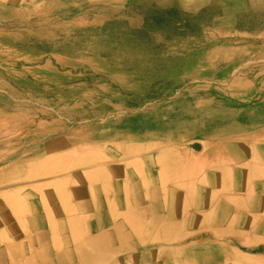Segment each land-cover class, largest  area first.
<instances>
[{
	"label": "crops",
	"instance_id": "obj_1",
	"mask_svg": "<svg viewBox=\"0 0 264 264\" xmlns=\"http://www.w3.org/2000/svg\"><path fill=\"white\" fill-rule=\"evenodd\" d=\"M97 11L175 27L136 50L165 107L81 116L80 82L54 76L79 72L74 31ZM0 148V264H264V0H0Z\"/></svg>",
	"mask_w": 264,
	"mask_h": 264
},
{
	"label": "rangeland",
	"instance_id": "obj_2",
	"mask_svg": "<svg viewBox=\"0 0 264 264\" xmlns=\"http://www.w3.org/2000/svg\"><path fill=\"white\" fill-rule=\"evenodd\" d=\"M91 15L85 17L81 26L76 27L74 31L75 35L80 34L81 36L80 57L75 58V63L72 58L69 63L67 59L65 62V65L70 68L74 65L75 70L79 69V72L74 75L66 73L54 76L55 78L64 76L65 80L69 82L73 80L80 82V89L76 90V96L80 98L78 109L81 116L91 117L93 113L104 116V114L112 112L110 111L111 102H126L127 100V105L122 108L121 114L135 115L141 96L145 98V106H148L147 104L152 102L155 97L156 101L160 100V102L149 106L158 109L165 107L163 100L169 97V94L174 91L173 89H169L168 86L159 89H147L146 87L144 90L137 87L136 50L137 48L142 49L144 46L147 55L148 53L152 54L154 49L159 51L166 49L168 42L163 38L168 40L169 37H174L177 33L175 27L168 24L153 25L151 20L144 26L136 25L135 20L122 21L120 18L111 20L105 16L104 11H97ZM153 33L160 35L162 40L154 41ZM115 40L117 43L112 42ZM121 40L127 41L121 42ZM114 44L117 47L121 45L123 48L127 47L130 56L127 70H130L128 72L130 74L114 72L121 68L120 65L114 63L115 59L107 53L114 48L111 47ZM158 59L146 56V69L152 70L153 61L157 65ZM160 60L161 65H167L168 57H162ZM158 80L167 84L170 81L169 75L145 74V82L149 86Z\"/></svg>",
	"mask_w": 264,
	"mask_h": 264
},
{
	"label": "bare ground",
	"instance_id": "obj_3",
	"mask_svg": "<svg viewBox=\"0 0 264 264\" xmlns=\"http://www.w3.org/2000/svg\"><path fill=\"white\" fill-rule=\"evenodd\" d=\"M158 2V1H157ZM162 2V1H161ZM164 2V1H163ZM184 2V1H183ZM252 2V1H251ZM254 3V2H253ZM260 3V2H259ZM207 4V3H206ZM261 4V3H260ZM257 5V4H256ZM259 5V4H258ZM200 6V5H199ZM205 6V5H204ZM220 7H221V5H220ZM263 7V6H262ZM259 9H260V7H258ZM184 9V8H183ZM262 9V8H261ZM186 11V10H185ZM188 11V10H187ZM189 12V11H188ZM122 14V13H121ZM92 16V15H91ZM95 16V15H94ZM73 18V17H72ZM100 18V17H99ZM100 21V20H99ZM4 22V21H3ZM218 22H220V21H218ZM18 23V22H17ZM23 23V22H22ZM24 24V23H23ZM28 27V26H27ZM29 28H31V27H29ZM39 29V28H38ZM203 29V28H202ZM235 32V31H234ZM213 33V32H212ZM228 33V32H227ZM226 33V34H227ZM236 33V32H235ZM203 34V33H202ZM214 34V33H213ZM205 35V34H204ZM243 35V34H242ZM238 37V36H237ZM257 38V37H256ZM240 39V38H239ZM248 41V40H247ZM220 42V41H219ZM242 44V43H241ZM206 47V46H205ZM204 47V48H205ZM169 48V47H168ZM198 48V47H197ZM174 50V49H173ZM182 50V49H181ZM192 50V49H191ZM167 52V51H166ZM32 56V55H31ZM92 56H95V55H92ZM236 57V56H235ZM242 57H243V55H242ZM54 61V60H53ZM20 62V61H19ZM53 63V62H52ZM249 63V62H248ZM12 64V63H11ZM101 64V63H100ZM201 64H203V63H201ZM26 65V64H25ZM102 65V64H101ZM114 65V64H113ZM204 65V64H203ZM4 66V65H3ZM24 66V65H23ZM7 67V66H6ZM204 68V67H203ZM202 68V69H203ZM229 68V67H228ZM19 69V68H18ZM39 69V68H38ZM44 69V68H43ZM46 70V69H45ZM226 70V69H225ZM228 70V69H227ZM230 70V69H229ZM224 71V70H223ZM222 71V72H223ZM262 71V70H261ZM87 72V71H86ZM221 72V71H220ZM220 72H218V73H220ZM128 74H130V73H128ZM207 74V73H206ZM209 74V73H208ZM216 74V73H215ZM216 76H217V74H216ZM215 76V77H216ZM228 76H230V75H228ZM174 77V76H173ZM232 80H234V79H232ZM159 81V80H158ZM231 81V80H230ZM235 81H236V79H235ZM234 81V82H235ZM35 82V81H34ZM186 82V81H185ZM200 82V81H199ZM209 82V81H208ZM227 82H228V80H227ZM233 82V81H232ZM192 83V82H191ZM210 83V82H209ZM223 84V83H222ZM161 86V85H160ZM185 87V86H184ZM167 88V87H166ZM176 88V87H175ZM6 90V89H5ZM164 91V90H163ZM178 91V90H177ZM216 92V91H215ZM161 94V93H160ZM169 94V93H168ZM262 94H263V92L261 93V96H262ZM170 95V94H169ZM172 95V94H171ZM157 96V95H156ZM160 96H162V95H160ZM11 97V96H10ZM52 97V96H51ZM12 98V97H11ZM141 98H142V96H141ZM155 98V97H154ZM163 98V97H162ZM167 98V97H166ZM221 98V97H220ZM172 99V98H171ZM24 100V99H23ZM80 100V99H79ZM162 100V99H161ZM128 101V100H127ZM126 101V102H127ZM153 101V100H152ZM234 101V100H233ZM252 101H254V100H252ZM88 102V101H87ZM130 102V101H129ZM227 102V101H226ZM101 103V102H100ZM121 103V102H120ZM123 103V102H122ZM62 104V103H61ZM134 104V103H133ZM230 103H228V105H229ZM63 105V104H62ZM140 105V104H139ZM149 105V104H148ZM232 105V104H231ZM231 105H229V106H231ZM234 105V104H233ZM255 105V104H254ZM257 105V104H256ZM134 106V105H133ZM226 106V105H225ZM238 106H240V105H238ZM36 107V106H35ZM53 109V108H52ZM68 109V108H67ZM73 109V108H72ZM75 109V108H74ZM52 111V110H51ZM164 112L163 111H161L160 112V114H163ZM99 114V113H98ZM73 115V114H72ZM53 116V115H52ZM57 116V115H56ZM83 116V115H82ZM79 117V116H78ZM84 117V116H83ZM47 118V117H46ZM50 118V117H49ZM97 119V118H96ZM210 119V118H209ZM78 120V119H77ZM72 122V121H71ZM84 122V121H83ZM88 122V121H87ZM5 123V122H4ZM82 123V122H81ZM162 123V122H161ZM220 123V122H219ZM53 124H54V122H53ZM66 124V123H65ZM77 124H78V122H77ZM95 124V123H94ZM216 124V123H215ZM60 125H61V123H60ZM67 125V124H66ZM70 124H68V126H69ZM91 125V124H90ZM222 125V124H221ZM53 126V125H52ZM212 126V125H211ZM217 127V126H216ZM81 128V127H80ZM211 128H213V127H211ZM68 129V128H67ZM63 131V130H62ZM202 131V130H201ZM260 132V131H259ZM60 133V132H59ZM61 134V133H60ZM49 135H51V133L49 134ZM253 135V134H252ZM257 136H258V133H257ZM42 137V136H41ZM57 137V136H56ZM27 138V137H26ZM92 139V138H91ZM105 139V138H104ZM30 140V139H29ZM104 141V140H103ZM144 141V140H143ZM262 141V140H261ZM141 142V141H140ZM12 143V142H11ZM93 143H94V141H93ZM96 143H97V141H96ZM185 143V142H184ZM134 144V143H133ZM143 144H145V143H143ZM193 144V143H192ZM90 145V144H89ZM100 145H101V143H100ZM123 145V144H122ZM87 146V145H86ZM203 146V145H202ZM2 147H3V145H2ZM125 147V146H124ZM144 147V146H143ZM177 147V146H176ZM123 148V147H122ZM164 148V147H163ZM206 148V147H205ZM1 149V148H0ZM71 149V148H70ZM102 149V148H101ZM165 149V148H164ZM203 149V148H202ZM117 150V149H116ZM204 150V149H203ZM100 151V150H99ZM118 151V150H117ZM85 152H87V151H85ZM103 152V151H102ZM163 152V151H162ZM76 153V152H75ZM105 153V152H104ZM158 153V152H157ZM166 153H168V152H166ZM18 154V153H17ZM21 154V153H20ZM86 154V153H85ZM91 154V153H90ZM136 154H138V153H136ZM92 155V154H91ZM204 155V154H203ZM75 156V155H74ZM80 156V155H79ZM100 157V156H99ZM18 158V157H17ZM32 158V157H31ZM54 158V157H53ZM29 159V158H28ZM83 159V158H82ZM86 159V158H85ZM84 159V160H85ZM137 159V158H136ZM74 160H75V158H74ZM99 160V159H98ZM156 160V159H155ZM26 161H28V160H26ZM97 161V160H96ZM206 161V160H205ZM34 163H35V161H33ZM86 162H88V161H86ZM130 162H132V161H130ZM6 163V162H5ZM38 163V162H37ZM104 163V162H103ZM118 163V162H117ZM168 163V162H167ZM209 163V162H208ZM10 164V163H9ZM8 164V165H9ZM14 164V163H13ZM36 164V163H35ZM84 164V163H83ZM108 164V163H107ZM114 164H116V163H114ZM3 165V164H2ZM78 165V164H77ZM90 165V164H89ZM93 165V164H92ZM130 165V164H129ZM157 165H159V164H157ZM169 165V164H168ZM247 165V164H246ZM85 167V166H84ZM122 167V166H121ZM130 167V166H129ZM143 167H144V165H143ZM176 167V166H175ZM9 168V167H8ZM146 168H148V167H146ZM172 168H174V167H172ZM3 169V168H2ZM64 169V168H63ZM69 169V168H68ZM75 169V168H74ZM126 169V168H125ZM159 169V168H158ZM70 170V169H69ZM101 170V169H100ZM103 170H105V169H103ZM102 170V171H103ZM148 170V169H147ZM1 171V170H0ZM83 171V170H82ZM99 171V170H98ZM134 171V170H133ZM93 172H95V171H93ZM124 172V171H123ZM147 172H149V171H147ZM150 174V173H149ZM58 177V176H57ZM113 177V176H112ZM149 177V176H148ZM54 178V177H53ZM156 178V177H155ZM155 178H153V179H155ZM100 179V178H99ZM120 179V178H119ZM149 179H151L150 177H149ZM170 179V178H169ZM152 180V179H151ZM157 180V179H156ZM41 182V181H40ZM135 182V181H134ZM74 183V182H73ZM129 183V182H128ZM157 183H158V181H157ZM96 184V183H95ZM132 184V183H131ZM131 184H130V186H131ZM138 185H139V183H138ZM137 185V186H138ZM72 186V185H71ZM87 186V185H86ZM91 186H92V184H91ZM21 187V186H20ZM27 187V186H26ZM29 187V186H28ZM43 187V186H42ZM79 187H81V186H79ZM114 187V186H113ZM191 188V187H190ZM257 188V187H256ZM131 189H134L133 187H131ZM193 189H195V188H193ZM67 190V189H66ZM145 190V189H144ZM8 191V190H7ZM10 191V190H9ZM68 191V190H67ZM131 192H132V190H131ZM135 192V191H134ZM148 193V192H147ZM161 193H163V192H161ZM129 194V193H128ZM20 195V194H19ZM124 195V194H123ZM191 195V194H190ZM71 196V195H70ZM189 196V195H188ZM138 197H139V195H138ZM132 198L135 200V198L133 197V195H132ZM104 199V198H103ZM102 199V200H103ZM71 200H72V198H71ZM105 200V199H104ZM134 200H133V202H134ZM135 201H137V200H135ZM47 202H48V200H47ZM79 202V201H78ZM109 202V201H108ZM113 203V202H112ZM193 203V202H192ZM75 204H77V203H75ZM135 204V203H134ZM96 205V204H95ZM136 205H137V203H136ZM31 207V206H30ZM51 207V206H50ZM104 207V206H103ZM6 208H8V207H6ZM118 208V207H117ZM28 209V208H27ZM32 209H33V206H32ZM130 209V208H129ZM126 210V209H125ZM131 210H133V209H131ZM130 210V211H131ZM10 211V210H9ZM13 211V210H12ZM33 211H34V209H33ZM33 211H32V213H33ZM147 211V210H146ZM94 212V211H93ZM96 212V211H95ZM149 212V211H148ZM152 212V211H151ZM64 213V212H63ZM128 214V213H127ZM139 214V213H138ZM151 214H153V213H151ZM18 215V214H17ZM154 215V214H153ZM64 216V215H63ZM116 216V215H115ZM131 216V215H130ZM140 217V216H139ZM149 217V216H148ZM157 217V216H156ZM94 218V217H93ZM92 218V219H93ZM132 218H133V216H132ZM135 218V217H134ZM137 218H138V215H137ZM151 218L152 217H150V220H151ZM158 218V217H157ZM2 219H3V217H2ZM60 219V218H59ZM140 219V218H139ZM137 220V221H140V220ZM145 219H147L146 217H145ZM152 219H154V218H152ZM28 219H26V221H27ZM121 220V219H120ZM136 220V219H135ZM149 220V219H148ZM43 221V220H42ZM66 221V220H65ZM122 221V220H121ZM29 222V221H28ZM38 222H39V220H38ZM44 222V221H43ZM135 222V221H134ZM148 222V221H147ZM146 222V223H147ZM35 223H37V222H35ZM41 223V222H40ZM121 223V222H120ZM145 223V222H144ZM162 223V222H161ZM169 223V222H168ZM31 224V223H30ZM42 224V223H41ZM123 224V223H122ZM125 224V223H124ZM143 224V223H142ZM158 224V223H157ZM9 225V224H8ZM12 225V224H11ZM35 225V224H34ZM126 225V224H125ZM124 225V226H125ZM155 225V224H154ZM27 226V225H26ZM31 226V225H30ZM151 226V225H150ZM156 226V225H155ZM171 226V225H170ZM36 227V226H35ZM41 227V226H40ZM160 227V226H159ZM46 228V227H45ZM154 228V227H153ZM152 228V229H153ZM162 228V227H161ZM125 229V228H124ZM149 229V228H148ZM6 230V229H5ZM150 230V229H149ZM169 230V229H168ZM167 230V231H168ZM9 231V230H8ZM38 232H40V231H38ZM92 233V232H91ZM150 234V233H149ZM161 234V233H160ZM237 234V233H236ZM150 235H152V234H150ZM149 236V235H148ZM61 237V236H60ZM161 237V236H160ZM91 238H92V236H91ZM135 238V237H134ZM146 238V237H145ZM149 238H150V236H149ZM61 239H62V237H61ZM147 240V239H146ZM157 240V239H156ZM155 240V241H156ZM146 242V241H145ZM144 242V243H145ZM157 242V241H156ZM72 243V242H71ZM148 243V242H147ZM159 243V242H158ZM155 246V245H154ZM160 248V247H159ZM155 249H157V248H155ZM63 250V249H62ZM34 251H35V249H34ZM7 254V253H6ZM59 255V254H58ZM62 256V255H61ZM64 256V255H63ZM141 257V256H140ZM174 257V256H173ZM169 258V257H168ZM175 258V257H174ZM182 258V257H181ZM177 259V258H176ZM141 260V259H140ZM146 260V259H145ZM211 260V259H210ZM243 260H251V259H243ZM260 260V259H259ZM47 261V260H46ZM64 261V260H63ZM62 261V262H63ZM215 261V260H214ZM39 262H41V261H39ZM61 262V263H62ZM100 262V261H99ZM124 262V261H123ZM154 262V261H153ZM138 263V262H137ZM42 264V263H41ZM63 264V263H62ZM65 264V263H64Z\"/></svg>",
	"mask_w": 264,
	"mask_h": 264
}]
</instances>
